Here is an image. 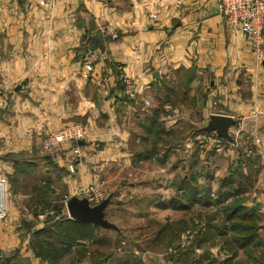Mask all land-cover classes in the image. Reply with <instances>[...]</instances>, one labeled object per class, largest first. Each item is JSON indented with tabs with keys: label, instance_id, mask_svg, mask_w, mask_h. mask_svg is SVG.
Segmentation results:
<instances>
[{
	"label": "crops",
	"instance_id": "crops-1",
	"mask_svg": "<svg viewBox=\"0 0 264 264\" xmlns=\"http://www.w3.org/2000/svg\"><path fill=\"white\" fill-rule=\"evenodd\" d=\"M39 1L0 0L6 100L0 108V174L8 183L0 264H89L83 249L104 240L108 229L70 219L65 207L42 209L83 196L89 184L110 195L122 187L138 189L145 177L148 190L166 201L158 207L148 199L151 221L164 222L156 214L183 192L174 184L176 161L195 152L182 151L173 135L190 122L175 107L182 101L201 111L202 120L192 112L190 123L203 128L210 115H228L234 120L229 133L239 126L242 135L236 153H195L192 182L184 183L195 189L192 206L203 188L210 197L225 195L217 206L239 200L264 237V50L256 55L242 31L223 24L216 0ZM88 48L104 49L106 61L84 64ZM99 70L106 77L102 86ZM123 77L136 88L134 98L122 93ZM145 99L151 104L145 106ZM172 111L178 122L166 127ZM66 122L82 124L88 133L83 156L71 164L64 159L70 144L62 158L41 149L47 131ZM156 232L157 241L162 231ZM158 244L125 254L104 246L97 264L171 263Z\"/></svg>",
	"mask_w": 264,
	"mask_h": 264
},
{
	"label": "rangeland",
	"instance_id": "rangeland-1",
	"mask_svg": "<svg viewBox=\"0 0 264 264\" xmlns=\"http://www.w3.org/2000/svg\"><path fill=\"white\" fill-rule=\"evenodd\" d=\"M193 106L194 105L183 101L175 104V107L178 108L181 115L185 116L188 119L187 121L190 122L193 121L192 112H195L196 117H200L199 114H201L200 110H193ZM200 120H202V117H200L197 122H200ZM190 122H188L185 127L182 126L181 130L174 131L173 135L178 138V142H181V140H184L194 132H198V129L201 128ZM191 158L192 156H181V159L178 161L174 158L177 164L176 166H179L174 174V184L178 185L183 177L189 178L192 182V168L190 166L192 163ZM135 179L139 180L141 177H136ZM143 179L146 178H142V182L136 190H128L127 188L125 189V187H122L124 188L122 189L123 191H121L122 193L115 190L112 194L108 195L111 200L109 203L110 205L106 207V209L109 207L106 212V218L117 225L118 231H106L104 240L93 246L90 244V248L86 247L83 249V255L85 254L90 259L89 264H97V262L100 261L101 257L106 252H102L99 248L103 249L104 246H109L106 247L105 250L111 247L115 249L116 254H125L124 251L131 250L134 246L140 247L139 245H148V243H155L157 241L159 242L158 246L161 256H163L165 260L171 258L169 260L171 263L167 264H208L211 258L223 260L226 257H228L226 258L227 261L223 264L264 263V246L258 249L250 247L246 250L237 248L232 244L225 246L226 243H224V238H226L230 232V228L229 231L226 232L225 237L215 238V241H217L215 242V245L211 246V242L204 241L201 247H196V240H194L195 234H198L201 229L206 227L207 220H209L210 216L217 211L212 205L203 206L202 204L197 203L192 206L191 203L188 208H182V206L179 205L180 201L177 203V199H174V201L170 202V199L167 202V210H164L163 213H155L159 220L165 219V221L158 225L155 224L154 221H151L154 218L150 216L151 213L147 201L152 198L154 201H158L156 202V206H161L165 200L160 199L161 197L159 198V195H157L156 192H152L151 189L148 190ZM125 181H130V179H126ZM61 191L63 190L60 189L59 193H61ZM106 193L108 194L107 191ZM180 200H182V198H180ZM185 200L186 199H183L182 201ZM54 207H58L60 210L64 208V205L55 204L51 207H43L42 209H45V211L47 209L53 210ZM128 209H130V212L127 211ZM39 210H41V207ZM58 214L63 213L59 211ZM127 214L135 217L133 218L134 221L128 219L130 216ZM148 216H150V218H148ZM221 217V212H218L216 220H219ZM193 219L196 220L193 221ZM49 224L50 223H46V225ZM158 229L162 231V235H160L156 241L157 235L155 233H157L156 231H158ZM153 240L155 242H152ZM220 247H222L221 251H219ZM196 249H198V251H196ZM153 251H156V249H153ZM217 251H219V253ZM112 256L115 255L113 254Z\"/></svg>",
	"mask_w": 264,
	"mask_h": 264
},
{
	"label": "built area",
	"instance_id": "built-area-1",
	"mask_svg": "<svg viewBox=\"0 0 264 264\" xmlns=\"http://www.w3.org/2000/svg\"><path fill=\"white\" fill-rule=\"evenodd\" d=\"M46 1L40 0L38 3L43 4ZM216 2L217 15L222 19L223 24L226 27H236L242 31L254 53L258 56L262 55L264 50V0H216ZM152 18L157 20L156 15H152ZM107 56L104 49L88 48L82 55V61L84 64L94 67L102 65L106 61ZM99 72L100 77L97 79V83L102 86L106 81V77L101 70ZM121 81L123 83L122 93L126 97L134 98L137 95V90L134 88L131 79L123 77ZM5 102V85L0 77V108L4 106ZM143 103L145 106L151 104L148 99L143 100ZM178 116L176 111H172L165 126L176 125L179 119ZM87 134L82 124L66 122L47 131L41 141V149L47 155L62 158V153L65 150L64 146L70 144V154H66L64 159L66 163L71 164L83 156L81 143L86 141ZM229 135L230 140H226L219 137L215 132H194L186 137L179 147L186 153L194 151L196 147L200 149L201 154L210 152L225 155L229 150L236 153V150L242 144L241 128L239 126L234 127ZM82 195L91 204H97L107 197L108 194L99 185L89 184L83 188ZM211 197L216 199V194L211 192ZM228 201L229 199H225V202ZM7 203V179L0 174V218L5 215Z\"/></svg>",
	"mask_w": 264,
	"mask_h": 264
},
{
	"label": "trees",
	"instance_id": "trees-1",
	"mask_svg": "<svg viewBox=\"0 0 264 264\" xmlns=\"http://www.w3.org/2000/svg\"><path fill=\"white\" fill-rule=\"evenodd\" d=\"M93 47L96 46L94 45ZM98 47L103 48L102 46H98ZM198 132H204V131L202 128H200L198 129ZM164 133H166V131H164ZM181 142H179V145L181 144ZM194 151L195 152H193L191 162L192 159L196 160L195 153L199 152L200 149L196 147ZM211 154L212 153L208 152L205 153V156L207 157L210 156ZM41 157L45 160H49V157L47 155H43ZM184 182H186V180L183 177V179H181L178 184L180 188L181 187L183 188V192L178 197L179 199L176 197L171 199L170 202L174 201V199H177V203H179L180 201L179 205L182 206V208H188L192 203L191 200L192 192L195 191V189L190 187L189 185L187 186V184H184ZM201 191H203V194L198 196V198H196V201H198V203L202 204L203 206L215 204L214 207L217 209V211L210 216L209 220H207L206 227L204 229H201V231L198 234L197 233L195 234L194 240H196L195 242L196 247H201L204 241L211 242V246L215 245V242H217L215 241V238L225 237L226 232L229 231V228H230V232L228 233L229 236L227 235L226 238H224L225 239L224 243H226L225 246H227L228 244H232L237 248L244 250L250 247H253L254 249L256 248L258 249L264 246V237L257 236V230L259 228L258 224L253 220V218H251V216H249L246 209L244 211V207L240 204L239 200H231L229 202H225L220 206H217L219 201L220 202L223 201L222 198H224L225 195L218 193L217 198L212 199L208 191H205L204 188L201 189ZM180 198H182V200L183 199L186 200L182 201L180 200ZM57 209L59 210V208ZM218 212H221L222 217L219 220H216ZM105 216H106V212H105ZM75 221L78 223H82L77 220ZM83 224H87V223H83ZM57 228L61 229V227L59 226ZM108 230H112V229H108ZM45 244L48 245V247H51L53 243L47 241L45 242ZM36 247H38L39 249L40 244L37 243ZM220 249H222V247H220ZM226 258L223 260L209 258L210 260L208 264H223L227 261ZM0 261H3V258H0Z\"/></svg>",
	"mask_w": 264,
	"mask_h": 264
},
{
	"label": "water",
	"instance_id": "water-1",
	"mask_svg": "<svg viewBox=\"0 0 264 264\" xmlns=\"http://www.w3.org/2000/svg\"><path fill=\"white\" fill-rule=\"evenodd\" d=\"M233 124L234 120L228 115L212 114L202 129L204 132H215L219 137L230 140L229 127ZM109 202L108 196L97 204H91L84 196L72 195L65 201V209L70 219L90 223L102 229L118 230L117 225L105 216Z\"/></svg>",
	"mask_w": 264,
	"mask_h": 264
}]
</instances>
